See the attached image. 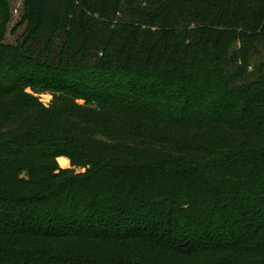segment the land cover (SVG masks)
<instances>
[{"label": "trees", "instance_id": "obj_1", "mask_svg": "<svg viewBox=\"0 0 264 264\" xmlns=\"http://www.w3.org/2000/svg\"><path fill=\"white\" fill-rule=\"evenodd\" d=\"M11 19L0 264H264V0H23L6 45Z\"/></svg>", "mask_w": 264, "mask_h": 264}, {"label": "rangeland", "instance_id": "obj_2", "mask_svg": "<svg viewBox=\"0 0 264 264\" xmlns=\"http://www.w3.org/2000/svg\"><path fill=\"white\" fill-rule=\"evenodd\" d=\"M22 2L23 0H9L10 9H11V16L12 19L7 26L4 44L6 45H15L16 41L18 40L19 36L22 34L24 27L20 24L21 21V10H22ZM240 43L237 42L233 48L234 51H238L240 49ZM261 60V56L253 55L251 58V66H256ZM252 67L249 69L248 80H252ZM42 101L48 102L50 101L49 96H42ZM66 161L63 165L58 163L61 169H68L70 167L69 161L66 159H62Z\"/></svg>", "mask_w": 264, "mask_h": 264}]
</instances>
